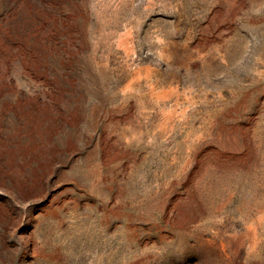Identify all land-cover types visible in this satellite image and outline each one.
I'll return each instance as SVG.
<instances>
[{
  "label": "rangeland",
  "instance_id": "obj_1",
  "mask_svg": "<svg viewBox=\"0 0 264 264\" xmlns=\"http://www.w3.org/2000/svg\"><path fill=\"white\" fill-rule=\"evenodd\" d=\"M0 264H264V0H0Z\"/></svg>",
  "mask_w": 264,
  "mask_h": 264
}]
</instances>
